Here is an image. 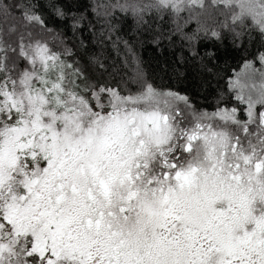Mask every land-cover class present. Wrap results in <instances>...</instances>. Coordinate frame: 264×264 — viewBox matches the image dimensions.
Here are the masks:
<instances>
[{"label": "snow or ice", "instance_id": "6c2138e0", "mask_svg": "<svg viewBox=\"0 0 264 264\" xmlns=\"http://www.w3.org/2000/svg\"><path fill=\"white\" fill-rule=\"evenodd\" d=\"M208 6L264 35V0L111 5ZM36 7L0 0V264H264V53L228 82L243 108L197 110L139 71L89 82Z\"/></svg>", "mask_w": 264, "mask_h": 264}, {"label": "trees", "instance_id": "16d2710c", "mask_svg": "<svg viewBox=\"0 0 264 264\" xmlns=\"http://www.w3.org/2000/svg\"><path fill=\"white\" fill-rule=\"evenodd\" d=\"M117 2L126 0H31L47 29L37 27L36 34L53 50L66 51L64 58L89 82L135 91L139 71L158 89L187 96L197 110L211 112L218 101L243 108L233 99L228 82L248 61L261 66L257 58L264 53V35L247 23L233 25L223 8L208 6L179 15L153 9L140 20L113 9ZM9 19L19 23V12Z\"/></svg>", "mask_w": 264, "mask_h": 264}, {"label": "rangeland", "instance_id": "374dc122", "mask_svg": "<svg viewBox=\"0 0 264 264\" xmlns=\"http://www.w3.org/2000/svg\"><path fill=\"white\" fill-rule=\"evenodd\" d=\"M102 8H104V6H102Z\"/></svg>", "mask_w": 264, "mask_h": 264}]
</instances>
